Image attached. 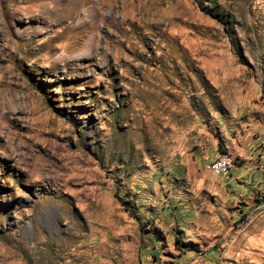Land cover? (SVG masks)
<instances>
[{
  "label": "rangeland",
  "instance_id": "1",
  "mask_svg": "<svg viewBox=\"0 0 264 264\" xmlns=\"http://www.w3.org/2000/svg\"><path fill=\"white\" fill-rule=\"evenodd\" d=\"M0 264H264V0H0Z\"/></svg>",
  "mask_w": 264,
  "mask_h": 264
},
{
  "label": "bare ground",
  "instance_id": "2",
  "mask_svg": "<svg viewBox=\"0 0 264 264\" xmlns=\"http://www.w3.org/2000/svg\"><path fill=\"white\" fill-rule=\"evenodd\" d=\"M236 159L230 153H222L211 165L212 173L215 176L228 174L235 167Z\"/></svg>",
  "mask_w": 264,
  "mask_h": 264
},
{
  "label": "trees",
  "instance_id": "3",
  "mask_svg": "<svg viewBox=\"0 0 264 264\" xmlns=\"http://www.w3.org/2000/svg\"><path fill=\"white\" fill-rule=\"evenodd\" d=\"M225 152H226V151H223V153H225ZM221 154H222V153H221ZM221 154H220V155H221ZM220 155H219V156H220ZM219 156H218V157H219ZM218 157H217V158H218ZM217 158H216V159H217ZM216 159H215V160H216ZM215 160H214V161H215Z\"/></svg>",
  "mask_w": 264,
  "mask_h": 264
}]
</instances>
